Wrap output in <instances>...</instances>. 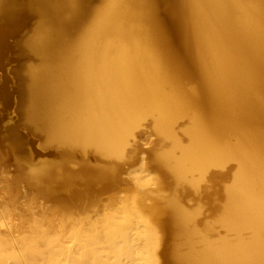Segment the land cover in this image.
Listing matches in <instances>:
<instances>
[{"label":"bare ground","instance_id":"1","mask_svg":"<svg viewBox=\"0 0 264 264\" xmlns=\"http://www.w3.org/2000/svg\"><path fill=\"white\" fill-rule=\"evenodd\" d=\"M8 49L58 159L4 178L0 264H264V0H0Z\"/></svg>","mask_w":264,"mask_h":264},{"label":"rangeland","instance_id":"2","mask_svg":"<svg viewBox=\"0 0 264 264\" xmlns=\"http://www.w3.org/2000/svg\"><path fill=\"white\" fill-rule=\"evenodd\" d=\"M94 4H99L95 1ZM38 15L29 14L25 16L21 24H19V31L17 34L11 35L7 38L10 46L15 45L16 41L27 38L35 29L38 23ZM15 46H13L14 49ZM33 56H24L21 60L17 57L16 51L8 49L0 59V78L8 80V90L17 88V77L15 76L14 69L18 67L19 60L21 62L34 61ZM22 64V63H21ZM10 104H5L3 99L0 98V186L2 187L5 182L14 184L19 180V173L23 166L28 165L25 160L33 163L43 162L50 159H58L55 148L47 144V137L39 133L35 129L29 128L23 123L22 113L20 112V97L18 93H10ZM4 114V115H3ZM4 116V117H3ZM16 122V124H14ZM145 147L149 148V145ZM80 160V157L78 161ZM93 163L96 161L92 157ZM91 161V162H92ZM77 166V165H76ZM6 179V181L4 180ZM20 189L13 193L11 198H6L11 204V209L14 215H17L20 209L17 208L23 200L24 193H34V189H30L23 181H18ZM99 191V189H98ZM6 196V193H0V199ZM4 200V197L3 199ZM45 202L50 207L54 208L57 202L53 196L44 197ZM20 203V204H19ZM19 204V205H18ZM14 220V219H13ZM16 221H19L18 219Z\"/></svg>","mask_w":264,"mask_h":264}]
</instances>
